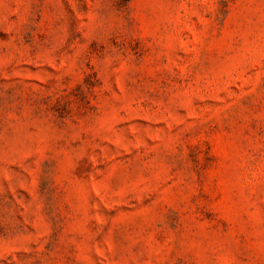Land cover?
<instances>
[{"label": "rangeland", "instance_id": "374dc122", "mask_svg": "<svg viewBox=\"0 0 264 264\" xmlns=\"http://www.w3.org/2000/svg\"><path fill=\"white\" fill-rule=\"evenodd\" d=\"M0 264H264V0H0Z\"/></svg>", "mask_w": 264, "mask_h": 264}]
</instances>
